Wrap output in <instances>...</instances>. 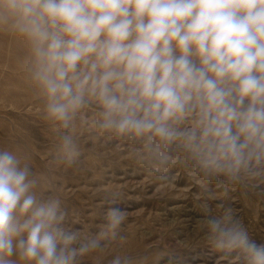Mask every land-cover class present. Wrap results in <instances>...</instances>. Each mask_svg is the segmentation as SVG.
I'll use <instances>...</instances> for the list:
<instances>
[{
	"label": "clouds",
	"instance_id": "1",
	"mask_svg": "<svg viewBox=\"0 0 264 264\" xmlns=\"http://www.w3.org/2000/svg\"><path fill=\"white\" fill-rule=\"evenodd\" d=\"M0 32L23 42L25 79L56 132L41 172L0 148V264H180V248L155 261L128 252L118 192L95 231L70 215L53 177L85 170L82 129L89 152L123 148L161 185L181 170L208 246L264 264V244L219 196L264 198V0H0Z\"/></svg>",
	"mask_w": 264,
	"mask_h": 264
},
{
	"label": "rangeland",
	"instance_id": "2",
	"mask_svg": "<svg viewBox=\"0 0 264 264\" xmlns=\"http://www.w3.org/2000/svg\"><path fill=\"white\" fill-rule=\"evenodd\" d=\"M23 54L0 55V61L4 60L0 64V148L26 155L34 170L41 172L54 155L56 132L44 118L34 89L27 85L21 65ZM15 59L18 61L12 70L10 63ZM15 101L17 109L13 107ZM80 134L85 170L62 167L53 177L55 190L79 225L95 231L98 214L111 194L118 192L121 196L117 203L128 212L129 253L149 252L155 261L162 253L180 248V264H243L242 260L236 262L234 255L224 257L208 246L197 222L203 215L195 198L198 189L181 170H174L173 183L161 185L150 180L123 148L114 152L110 145H102L89 152V133L82 129ZM219 196L221 202L235 209L250 237L264 244V198L246 196L238 189L231 190L227 197L222 192ZM212 208L218 215L215 202ZM86 264L93 262L87 260ZM159 264H169V256L164 255Z\"/></svg>",
	"mask_w": 264,
	"mask_h": 264
},
{
	"label": "bare ground",
	"instance_id": "3",
	"mask_svg": "<svg viewBox=\"0 0 264 264\" xmlns=\"http://www.w3.org/2000/svg\"><path fill=\"white\" fill-rule=\"evenodd\" d=\"M21 51H24V45H23V42L19 38L14 37L4 32H0V55H5L7 52H11L14 54H20ZM3 61L4 60H1L0 64L3 63ZM17 61L18 60L15 59V60H12V62L10 63L12 70L15 69L14 67H16ZM6 85L7 84L2 86L1 89L4 90L6 88ZM21 85L22 86L25 85L24 88H27L26 84H21ZM27 85L28 87H31L29 84ZM13 107H15L16 109L18 108L17 101H15V103L13 104Z\"/></svg>",
	"mask_w": 264,
	"mask_h": 264
}]
</instances>
